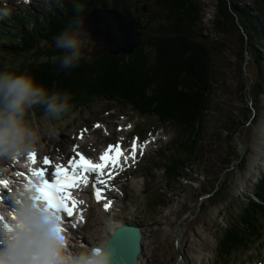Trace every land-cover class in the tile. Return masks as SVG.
<instances>
[{
  "label": "rangeland",
  "instance_id": "374dc122",
  "mask_svg": "<svg viewBox=\"0 0 264 264\" xmlns=\"http://www.w3.org/2000/svg\"><path fill=\"white\" fill-rule=\"evenodd\" d=\"M195 1L200 7L199 17L201 18L198 28L195 29L199 34L197 38L205 43L208 51L211 52L209 70L212 86L209 94V111L199 125L200 134L194 137L192 154L182 166L184 172L178 173L179 175L175 178L166 179L163 174L164 164L153 165L146 159L149 167L145 171L144 181L138 186L143 184L148 187L158 182L160 189L154 194L145 192L137 199L129 196L124 209H120L119 219L129 223L138 222L145 232L142 256L145 264H208L213 256H215L214 264H224L216 257L217 243L224 235L231 232L236 224L238 225L244 204L248 199H256L253 191L257 190L260 174L264 172V155L259 158L261 162L257 164L252 162L254 157L262 154L252 147V142L255 128L260 125V122H264V98L256 96L258 103L256 100L254 102V93L250 97L248 90L250 83L259 80L258 67L255 64L256 53L254 55L252 48L254 41H251V46L247 43V46L251 47L249 56L245 52L247 49L242 23L238 18L228 16V12L231 15L234 14L235 7L237 9L251 8L255 0H226L221 3L220 15H218V0ZM37 2L47 6L51 0H32L31 3ZM139 7L148 8L149 18H153L152 8L156 13L160 9L155 6L153 0H148L146 3L143 0V3H139ZM33 8L20 7L19 12L15 10L13 14L16 17L25 11L34 10ZM0 15L3 16L1 10ZM141 33V43L133 48L131 53L113 56H130L140 50L148 36L145 32ZM31 44L35 47L33 43ZM53 48H56L55 44L43 43L42 51L48 49L55 53ZM91 49L92 47L86 42L82 59L90 55ZM56 52H58L57 58L63 54L62 50L57 48ZM21 55L24 54L17 56V60L13 56H3L6 59L1 64L4 68L8 66L12 71L32 74L29 65L25 64L31 59L25 60ZM54 55L48 56V53L39 55V61L48 63L52 57H56ZM9 62H11L10 65H8ZM19 66H22L23 70H19ZM100 103L101 101L96 99L92 101L94 105L91 106L90 111L81 108L71 114L67 113L58 121L46 119L44 115L40 118L35 113L36 118L30 117L34 119V126L38 130L35 147L44 152L52 149L53 152L62 154L68 150L73 139L71 135L81 124L90 126L93 120H96L111 125L114 139L118 135L114 127L124 123L121 122L123 117L132 120V123L137 121L131 110L127 108L103 106ZM147 121L149 125L155 123ZM66 122H68L67 125ZM178 127L180 125L174 122L164 124V134L160 136L152 149L162 153L161 149L167 148L170 153L179 139L182 138L185 141L188 138V132L184 136ZM136 128L137 131H141L139 124ZM93 137L97 143L108 141L100 131L94 132ZM51 144L53 146H50ZM163 153L168 156L167 151ZM157 168L162 170L155 172ZM235 181L240 184L239 187H236ZM145 199L152 200L154 205L159 204V206L153 213L144 214L138 218L140 216L138 209L135 213L132 209ZM95 212H97L95 217L89 221L95 225L81 230L88 241L103 236L100 230L102 213L99 210ZM114 223L119 226V222ZM112 227L113 224L106 230H111ZM221 232L224 233L220 235ZM260 247L263 248V252L264 245ZM200 249L204 251L203 254H199ZM208 253L212 254L205 257Z\"/></svg>",
  "mask_w": 264,
  "mask_h": 264
},
{
  "label": "trees",
  "instance_id": "16d2710c",
  "mask_svg": "<svg viewBox=\"0 0 264 264\" xmlns=\"http://www.w3.org/2000/svg\"><path fill=\"white\" fill-rule=\"evenodd\" d=\"M147 1L144 0V3ZM218 1L220 15L221 3L226 0ZM153 2L160 8L158 13L151 9L153 18L148 17V8L139 7L143 0H65L61 7L56 2L50 10H36L42 21L39 22L35 17L29 18V29L25 28L20 19L10 25V30L4 29V22H0V71L4 70L1 63L6 58L3 56H13L17 60V56L24 54L21 56L25 60L31 59L24 63L29 65L32 72L29 74L38 84H42L49 92L71 94L72 107L68 112L86 106L90 108L92 101L97 99L128 105L148 120L182 124L190 134L187 144L189 159L194 149V137L200 134L199 125L209 111L211 52L197 38L199 34L195 29L201 18L200 7L195 0ZM74 4L83 6L81 18L94 7L113 6L122 10L134 19L138 30L148 34L145 44L130 56H113L108 53L98 57L87 56L81 59L78 67L63 69L56 56V48H53L55 53L48 49L42 51L40 45L55 44L53 38L67 27L73 16ZM233 12V15L228 12V16L236 17L242 23L247 49L245 52L248 51L249 56L251 41H254L252 48L254 55L256 53L259 80L252 82L250 87L254 93V102L256 100L258 103L257 97L264 95V0H255L251 8L235 7ZM46 53L48 56L55 54L56 57H52L48 63L39 61L38 56ZM19 70H23V67L19 66ZM257 187L253 194L258 201L249 198L244 204L239 227L236 226L220 239L219 250L227 251L241 245L258 223L259 217L264 216V172L260 174Z\"/></svg>",
  "mask_w": 264,
  "mask_h": 264
},
{
  "label": "clouds",
  "instance_id": "9594fccd",
  "mask_svg": "<svg viewBox=\"0 0 264 264\" xmlns=\"http://www.w3.org/2000/svg\"><path fill=\"white\" fill-rule=\"evenodd\" d=\"M82 12L83 6L74 4L67 27L53 38L56 48L63 52L58 57L63 69L79 66L85 42L90 39L83 28ZM71 99L70 93L49 92L29 73L5 66L0 71V155L13 150L33 151L38 140L34 119H30L35 116L34 110L39 107L46 118L59 119L71 109ZM72 264H111V256L103 248L91 249L81 253Z\"/></svg>",
  "mask_w": 264,
  "mask_h": 264
},
{
  "label": "snow or ice",
  "instance_id": "6c2138e0",
  "mask_svg": "<svg viewBox=\"0 0 264 264\" xmlns=\"http://www.w3.org/2000/svg\"><path fill=\"white\" fill-rule=\"evenodd\" d=\"M137 147L138 145L133 141L131 151V158L133 160L136 157ZM121 155H123V151L119 145H109L108 150L99 157L100 162H94L92 158H88L84 154L77 152L75 157L68 160L66 166L62 164L55 165L54 171L51 172V180L46 178L47 168L33 170L32 175L43 178L41 183L37 185L40 198L43 199L54 212L59 214L65 213L66 218H70L73 216L74 209H76L78 203H83V201H77L73 197L72 190L86 184L89 176H94L95 180L93 187L95 188V197L97 201L106 199L103 193L106 190H110L108 179H110L112 175L111 169L120 166L121 171L123 170V166L120 165L119 159ZM29 156L32 158L33 163H35V151H30ZM76 157H78V159H76ZM125 162H127V157H125ZM43 164L45 166L51 165L50 158L44 157ZM105 169H109V171L106 172ZM105 177H107V179ZM97 185H102L103 187ZM109 206L108 203L103 205L106 210ZM72 227H75V225H72Z\"/></svg>",
  "mask_w": 264,
  "mask_h": 264
},
{
  "label": "water",
  "instance_id": "95a60500",
  "mask_svg": "<svg viewBox=\"0 0 264 264\" xmlns=\"http://www.w3.org/2000/svg\"><path fill=\"white\" fill-rule=\"evenodd\" d=\"M82 19L85 34L90 36L87 41L93 42L90 53L93 57L105 53L111 55L131 53L133 48L141 43L142 33L137 30L134 22L126 14L116 9L96 8ZM251 85L250 83L248 88L250 97L253 96ZM131 229L130 227H120L119 231L115 232L110 239L111 242L109 241L105 247L104 251L111 256V264L137 263L139 234L137 230Z\"/></svg>",
  "mask_w": 264,
  "mask_h": 264
},
{
  "label": "bare ground",
  "instance_id": "6f19581e",
  "mask_svg": "<svg viewBox=\"0 0 264 264\" xmlns=\"http://www.w3.org/2000/svg\"><path fill=\"white\" fill-rule=\"evenodd\" d=\"M4 55H5V53H4ZM263 116H264V114H263ZM115 129H117V126L114 127V130ZM112 130H113V128H112ZM254 133L255 134H254V138H253V142H252V147L254 149H257V151L262 152V154H259L258 156L254 157L252 159V162L257 164L260 161L259 158H262V155H264V122H260V125H258L255 128ZM97 144H99V143H95V145H97ZM94 147H96V146H94ZM6 154H8V153H6ZM16 155L18 158H20V157H23L25 154L23 153V151H17ZM55 155H57V153ZM5 157L6 156L0 157V164L3 165V163L5 161ZM169 161H170V159H169ZM187 161L188 160L185 159L183 161L177 160V161L173 162V165L176 167L175 170L177 173H182V171H183L182 166ZM28 163L31 164L30 161H28ZM180 176H181V174H180ZM39 181L41 182V180H39ZM130 182H131V177H129V176L125 177L124 179H119L118 181L114 182L110 186V190H107V193L105 195L106 199H101L100 201H98V203L101 207V208H99V212L102 213V223L100 226V230L103 232V235H104L103 238H99V240L97 241V245L99 248H103L105 246L106 240L110 234L113 233V235H114L115 232L119 231V226H117L116 223H114V222H118V220H117V215L119 213L118 211L125 206V201L121 200V197H125L128 195V196H131L132 198L137 199V197H139L140 195H142L145 192H151L154 194V192L156 193L160 189L158 182H155L152 184V186L145 187L142 184L141 186L139 185L137 189L133 190V189H131L132 187H130ZM235 184H236V187L240 186V184H238L237 181H235ZM105 203H108L110 206L107 210L105 209L106 210L105 212H103V210H104L103 205ZM156 208L157 207L154 205L152 200L145 199L142 202H139V205L136 207V210L138 209L139 214H140V216L138 218L142 217L144 214L153 213ZM96 213L97 212L94 213L93 218L95 217ZM112 224H113V227L111 228V230H106ZM93 225H95V224L90 222L85 227L90 228ZM132 229L137 230L138 234H139V237L137 239L138 244H139L138 245L139 254L136 257L137 258L136 264H145V262H143V260H142L143 250H144L143 243H144V238H145V232L143 231V229L139 228L138 222H133V228ZM81 230H78L75 232V234H76L75 239L82 242L85 245V248H89V242L86 240L85 235ZM113 235L110 237V239L113 237ZM110 239H109V241H110ZM108 243H107V245H108ZM107 245L105 247H107ZM201 246H203V244ZM91 247H92V249H94L95 245L92 244ZM246 249H247V243L245 240H243L241 245L238 246V253H240V254L244 253L246 255L247 254ZM203 253H204V251L200 249L199 254H203ZM211 254L212 253H208L205 257H208Z\"/></svg>",
  "mask_w": 264,
  "mask_h": 264
}]
</instances>
